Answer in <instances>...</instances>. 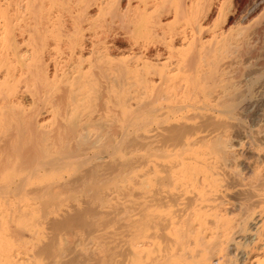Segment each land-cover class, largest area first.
I'll return each mask as SVG.
<instances>
[{"label": "bare ground", "instance_id": "obj_1", "mask_svg": "<svg viewBox=\"0 0 264 264\" xmlns=\"http://www.w3.org/2000/svg\"><path fill=\"white\" fill-rule=\"evenodd\" d=\"M22 2L35 13L31 15V26L26 24L27 27L19 28L18 24H23L22 18L16 16L14 21L13 15L8 13L12 0H0V264H85L91 258V262L95 259L100 264H108L109 258L114 260L117 250L122 251L120 264H219V260L226 258L225 252L231 249L235 229L244 228L243 223L222 222L216 216L218 220L213 224L217 232L208 235V229L198 227L196 222L203 224L210 212L216 213L217 207L211 204L214 201L209 196L217 191L212 190L210 183L218 182L214 176L231 173L229 166L237 161L241 146L233 144L229 130L237 112L246 107V95L253 93L247 88L241 90L239 85L246 77L252 76L251 80L254 77L255 82L260 78V70L255 66L257 60L263 59L242 32L238 37L235 35L244 26L233 27L229 21L220 30L215 27V17H221L227 4L237 7V0ZM16 4L19 3L16 1ZM54 11H57L55 17L52 16ZM64 15L69 17V26L64 25ZM168 18L172 23L165 27L162 20ZM239 19V24L247 22V18L239 16ZM116 22L130 34V48L126 53L116 54L113 49L109 53L100 45L107 39L106 29L114 28ZM99 29L105 31L100 32V36L87 38L91 50H81L85 44L84 32ZM15 30L18 31L16 42L19 46L12 51ZM234 35L236 45L231 47L228 38ZM156 41L164 42L167 48L160 47L153 54L155 50H151V44ZM262 52L264 54V50ZM111 87L120 90L122 106H119L123 110H119V106L114 107L115 110L109 106V99L116 91ZM131 87L137 90H129ZM115 111L117 120L125 117L137 128L147 133L155 132L136 140L140 146L136 147L142 151L136 160L145 170L140 176V185L148 189L149 180L155 179L159 186L157 192L163 196L168 194L165 195L167 200L158 202L156 208L165 205L168 211L171 206L167 204L188 199L189 194L197 192L194 204L190 205L195 212L191 211L192 218L185 220L180 229L175 226L174 219L161 216L153 221L154 225L145 221V226L138 219L132 220V226L125 234L127 239L119 249L111 247L104 256L95 253L97 249L85 247L77 253L75 246L84 242L82 239V243L77 241L81 237L80 231L85 228L91 233L94 231V224L100 219L98 217L102 219L100 214L105 211L108 198L120 195L125 190L122 183L135 171L133 161L123 156L127 149L123 152L122 149L128 137L119 129L118 124L122 121L109 122ZM258 134L262 140L264 131ZM234 171L231 181L239 182V173ZM195 181L200 184L199 188ZM109 183L112 186H108ZM70 195L75 201L69 204L66 196ZM79 195L84 197L78 200L76 196ZM21 199L32 202L23 206ZM252 206L243 202L241 209L246 211L247 219L249 210L254 209ZM196 212L200 214L196 215ZM17 221L23 224L22 228L17 226ZM166 226L168 229L174 227L176 238L171 235V240L166 235ZM94 235L91 234L89 239H100L98 234ZM236 243L234 241L232 245ZM105 246L97 248L106 253ZM17 249L33 254L22 257ZM84 260L87 261L84 263Z\"/></svg>", "mask_w": 264, "mask_h": 264}, {"label": "rangeland", "instance_id": "obj_2", "mask_svg": "<svg viewBox=\"0 0 264 264\" xmlns=\"http://www.w3.org/2000/svg\"><path fill=\"white\" fill-rule=\"evenodd\" d=\"M16 1H17V3H19V4H16ZM43 1V0H42ZM251 1V2H250ZM246 0V1H243V0H240V2H239V0H237V7L235 6V4H227L226 6H225V8L226 9H224V10H226V11H224V13H222V15H221V17L220 18H218V16L217 17H215V21H214V23H215V27L217 28V30H220L221 28H223L226 24H229V21H230V23L232 22V24L234 25L233 27H237V26H240L239 28H241L242 26H244V30L242 29V31H240L239 33H237V34H235L237 37H238V34H241V32L245 35H243L244 37H245V39L246 40H248L249 42H250V40L252 41V43H250V44H252L251 45V47H253L254 49H256L257 51H258V53L260 54V55H262V60L261 59H259V60H257V64H256V66H255V68L257 69V70H260V73H259V76H260V78H258L257 79V81H259V82H255V80H254V77H253V79L251 80V78H252V76H250V78H248V77H246L245 79H243L242 80V84H240L239 85V87H240V89L241 90H245L246 88L247 89H249L250 91H252L253 93H250V95L249 94H247L246 96V102H245V108H242L241 110H239L238 112H237V114H236V116H235V118L232 120V122L231 123H233V127L229 130V134L231 135V138H232V140H233V144L234 145H237L238 147L239 146H241V147H239V149H240V155L238 154L237 156V161H236V163H232V164H230V166H229V170H230V172L232 173V175H233V171L235 170V171H237L236 173L239 175V182H234L235 180H232L231 181V173H229V174H227V175H230V176H227L226 174L225 175H217V177L216 176H214V178H217V181L218 182H216V183H213L214 185H212L211 183H210V185H211V188H212V190H216L217 192H215V193H213V194H211L209 197L211 198V199H213V201L214 202H212L211 204H215V206L217 207L216 208V213L214 212V215H213V212H210L208 215H207V217L205 218V221H204V223L203 224H199V223H197L196 222V225H198V227H202L203 229H208V231H207V233H208V235H210V234H212V233H216L217 232V230L215 229V225L213 224V222H215V220H218V218H216L215 219V217L216 216H219L223 221L222 222H226V221H230V222H233L234 224L236 223H239V221L241 222V223H243L241 226H244V228L243 227H239V228H237V229H235V232H236V234L237 233H241V234H237V236H236V234H235V236H233V243H234V241L235 242H237L236 244H234V245H232L231 244V249H229V250H227L226 252H225V254H226V258H224V260L223 259H221V260H219L220 262H219V264H230V262H231V264H259L260 262H264V197H263V195H264V138L261 140V137L259 138V131L261 132V131H264V97H263V95H264V62L262 63V61L264 60V54H261V52L264 50V0ZM260 2V3H259ZM259 3V4H258ZM257 4V5H256ZM17 5V7H15ZM26 6V4L24 3V2H22V0H19V2H18V0H12V3H11V5L9 6V8H8V13H10V15H13V19H14V21H16V16H18L20 19L22 18V22H23V24L22 23H20V24H18L19 26V28H22V27H24V26H26V24L27 25H30V23H31V25H32V20H31V18H32V16L31 15H33L34 13H35V11L33 10V11H31L32 10V8H30V9H28L27 8V6L26 7H24V8H22L23 6ZM249 5V6H248ZM230 6V7H229ZM236 8H235V7ZM228 7V8H227ZM12 8V9H11ZM14 8V9H13ZM15 8H16V10H15ZM234 8V9H233ZM240 8V9H239ZM256 8V9H255ZM21 9V10H20ZM24 9V10H23ZM28 9V10H27ZM236 9V10H235ZM255 9V10H254ZM5 10H6V8H5ZM238 10V11H237ZM243 10V11H242ZM13 11V12H12ZM17 11V12H16ZM230 12V13H229ZM235 12V13H234ZM240 12V13H239ZM244 12V13H243ZM16 13V14H15ZM260 13V14H259ZM15 14V15H14ZM21 14V15H20ZM55 14H57V11H54L53 13H52V16L53 17H55ZM241 14V15H240ZM246 14H247V16H246ZM251 14V15H250ZM237 15H239L240 16V18L241 17H243V18H247L246 19V23L245 24H239L240 23V19H239V16H237ZM246 16V17H245ZM66 17V18H65ZM235 17V18H234ZM238 17V18H237ZM249 17H250V20H249ZM257 17V18H256ZM260 17V18H259ZM25 18V19H24ZM64 18V19H63ZM69 19V17H67V16H63L62 17V20H64L63 22L65 23H63L64 25H66V26H69V24H70V20H68ZM260 20V21H258V20ZM172 19H170V18H168V19H163L162 20V25L164 26L165 24H167V26L169 25V24H171L172 23V21H171ZM224 20H225V22H224ZM233 20H236V21H233ZM256 21V22H254V21ZM21 21V20H20ZM171 21V22H170ZM217 21V22H216ZM164 22V23H163ZM254 22V23H253ZM16 23H19V21L18 22H16ZM15 23V24H16ZM213 23V24H214ZM218 23V24H217ZM14 24V26H15V28L17 27V25H15ZM25 24V25H24ZM248 24V25H247ZM252 24V25H251ZM254 24V25H253ZM257 24V25H256ZM260 24V25H259ZM22 25V26H21ZM30 25V26H31ZM117 25V26H116ZM118 25H120V27L118 26ZM237 25V26H236ZM246 25V26H245ZM250 25V26H249ZM21 26V27H20ZM122 24L121 23H115L114 24V28H117V29H115L114 30V28H111V30L110 29H106V37H107V39H103L104 41L102 42L101 41V43H100V45L101 46H105L106 48H103V50L105 51V50H107L109 53L110 52H112V50L111 49H113V52L114 53H116V54H120V53H122V52H124V53H126L127 51H129V48H130V43H129V36H130V34H129V32L127 31V30H123L122 29ZM249 26V27H248ZM27 27V26H26ZM165 27H166V25H165ZM251 27V28H250ZM255 28V29H253V28ZM19 28H16V30H18ZM245 28H246V31L248 32H246L245 31ZM258 28H259V30H258ZM113 29V30H112ZM247 29H249V30H247ZM14 31V33L12 34V37H13V39H12V46H11V48H12V51H14L19 45H18V43L16 42V40H18V34H17V32L18 31ZM104 31H105V29H103ZM102 29H99V30H95V31H86V33L84 32V43L85 44H82V46L80 47V49L81 50H83V51H85V52H87V51H90L91 49L88 47V45H90L89 44V42L87 41V38H89V37H91V36H97L98 34H99V36L101 35L100 34V32L102 33V31H103ZM108 30V31H107ZM122 30V31H121ZM124 31V32H123ZM127 31V32H126ZM110 32H111V34H110ZM256 32V33H255ZM89 33H91V34H89ZM113 33V34H112ZM117 33V34H116ZM253 33V34H252ZM262 33V34H261ZM15 34V35H14ZM17 34V35H16ZM110 34V35H109ZM256 34H258V35H256ZM91 35V36H90ZM234 35V37L233 38H235L234 40H232L233 38H228V40H230L229 41V44H230V42H231V47H233V45L235 46L236 44V42H234V41H236L237 40V37ZM87 36V37H86ZM128 38H127V37ZM248 36V37H247ZM259 36V37H258ZM262 36V37H261ZM109 37V38H108ZM112 37V38H111ZM261 37V38H260ZM103 38V37H102ZM104 38H105V36H104ZM115 38H117V39H115ZM249 38V39H248ZM256 38V39H255ZM120 39V40H119ZM262 40V41H261ZM86 41V42H85ZM104 42H106V43H104ZM158 42V43H157ZM169 42H170V39H169ZM260 42H262V43H260ZM87 43V44H86ZM164 42H162V41H156V42H154V43H152L151 45H153V46H151V50H155L154 52H153V54H155L156 52H157V49H158V51H159V49H160V47H161V49H166L167 48V45L165 44ZM254 44H257V45H254ZM18 45V46H17ZM52 44H50V50H52V46H51ZM86 45V46H85ZM259 45V46H258ZM108 46V47H107ZM157 46V47H156ZM110 47V48H109ZM128 47V48H127ZM153 47L155 48V49H153ZM166 47V48H165ZM114 48L116 49V50H114ZM229 49V48H228ZM262 49V50H261ZM111 50V51H110ZM123 50V51H122ZM125 50V51H124ZM127 50V51H126ZM227 50V49H226ZM261 50V51H260ZM11 51V52H12ZM119 51H121V52H119ZM12 53H14V52H12ZM263 53V52H262ZM48 58H50V57H48ZM259 61V62H258ZM49 62H47V64H48ZM258 63H261V64H258ZM49 65H52V63H50ZM51 69V68H50ZM262 76V77H261ZM248 78V79H247ZM247 79V80H246ZM260 79V80H259ZM245 80V81H244ZM257 83V84H256ZM245 84V85H244ZM255 85V86H254ZM242 86H243V89H242ZM246 86H248V87H246ZM251 86V87H250ZM111 89H114V90H116L115 92L117 93V95L115 94V92H113V96L115 97H113V96H111V99H109L110 100V104H109V106H112V108H116V106H119V105H121L122 106V104H121V101H120V98H121V92H119L120 90H117L116 88H112L111 87ZM246 89V90H247ZM252 89V90H251ZM129 90H132V91H135V90H137L135 87H131ZM260 90V91H259ZM256 91V92H255ZM118 92H119V95H118ZM262 92V93H261ZM251 94H253L252 96H251ZM124 95V94H123ZM123 95H122V97H123ZM255 95V96H254ZM252 97V98H251ZM259 97V98H258ZM114 98V99H113ZM116 98L118 99V100H116ZM248 98H250L249 100H248ZM258 98V99H257ZM113 99V100H112ZM252 99V100H251ZM248 100V101H247ZM256 100V101H255ZM112 101V102H111ZM254 101H255V103H254ZM114 103H116V104H114ZM131 103H132V105H134L135 104V101H131ZM244 103V102H243ZM247 103V104H246ZM249 103V104H248ZM115 108H114V110H115ZM119 110H121L123 107H117ZM116 108V109H117ZM133 108H135V106L133 107ZM123 110V109H122ZM241 112H242V114H241ZM245 112V113H244ZM247 112V113H246ZM116 113V111L115 112H112V114H111V116H110V119H109V122L111 123V124H114V123H120V120L122 121L121 122V124H118L120 127H119V129L120 130H122L124 133H126L127 134V137H128V141H126V144H125V146H123V149H122V152L124 151V150H129V151H127L126 150V153L124 152L123 153V156H124V158L126 159V160H129V161H133V163H134V169L133 170H135V171H132V173L129 175V179H126L127 181H125L124 183H122V186H124V188H125V190L120 194V195H116V196H113V198L112 197H110V198H108L107 200H108V203L106 202L105 203V205H106V207H105V211L103 212V213H101L100 215H102V219H101V216L100 217H98V218H100V219H98L96 222H95V224H94V231H92V233H91V231L89 230V229H82L81 231H80V238H77V241H80L81 239L84 241H80L81 243L83 242V244H85V245H80L79 247H76L75 246V251L78 253L81 249H83L84 247V249H91V250H94V249H97V251H95V253L97 252L98 254H101L102 256H104V254H107V251L109 250V248H111V247H114L115 248V250L116 249H119L118 247L119 246H121L122 244H124V242L126 241V237H125V234H126V232L127 231H129L128 230V227L129 226H132V222L135 220V219H138V220H140L141 221V224H142V222H143V224L142 225H145L146 226V224L144 223L145 221L146 222H148V223H153V221H155V219H156V221L159 219L157 216H161L162 218H166V219H174L173 220V222H175V226L177 227L178 226V229H180V228H183L182 226L185 224L184 222H186L188 219H191L192 217H190V216H192L191 214L192 213H194L195 211L193 210V209H191L190 208V205H191V203H193L194 204V202H195V199H196V197L194 196L197 192H194L195 194H189L188 196H187V198L188 199H190L191 197V199L188 201V199H185V200H175V201H173L172 203H169V204H167V205H170L171 207H170V209L167 211L166 210V207H165V205H163L164 207V209L163 208H161V207H158V208H156L157 207V204H159L161 201H164L163 199H165V201L167 200L166 199V196L168 195V194H164V196H165V198H164V196L161 194V192L160 193H158L157 192V189H159V186H158V184H155L156 182H155V179L152 181V180H149L150 181V187L147 189V188H143V186H141L140 185V181L142 180V179H140V176L142 175V173L144 174L145 173V170H143V169H141L140 168V164H138L139 162V160L137 161L136 159L138 158L137 156H139L140 157V155L142 154V151H140V149H139V142H136V140L137 141H139V138L142 140V136L143 135H145V134H147L148 136H152L155 132H152V133H147L145 130H141V128H137V126L135 125V124H131L129 121V123L127 122V120H126V118L125 117H123V118H121L120 120H117L116 119V117H114V114ZM240 113V114H239ZM241 115V116H240ZM240 116V118H238ZM114 117V118H113ZM243 117V118H242ZM125 118V119H124ZM116 121H115V120ZM129 119V118H128ZM238 119H240V120H238ZM236 120H237V122H236ZM114 121V122H113ZM123 121H125V122H123ZM235 121V122H234ZM239 121V122H238ZM240 123V124H239ZM243 123V124H242ZM127 125L126 126V128H125V126L124 125ZM235 124H238V125H235ZM245 124V125H244ZM123 126V128H122V126ZM131 125V126H130ZM240 125V126H239ZM235 126V127H234ZM243 126V127H242ZM131 127V128H130ZM239 129H238V128ZM234 128V129H233ZM243 128H245V129H243ZM262 129V130H261ZM120 130H119V132H120ZM125 130V131H124ZM233 130H235L234 132H233ZM248 130V131H247ZM138 131L140 132V133H138ZM137 132V133H136ZM145 132V133H144ZM235 133V134H234ZM257 134V135H256ZM117 134H115V136H116ZM131 136V138L132 139H130V136ZM115 136H114V138H115ZM126 136V135H125ZM125 136H124V138H125ZM139 136V137H138ZM141 136V137H140ZM243 136V137H242ZM127 137L125 138V139H127ZM256 139H255V138ZM119 138V136H116V139H118ZM138 138V139H137ZM257 138H258V141H257ZM135 140V141H134ZM140 140V141H141ZM253 140V141H252ZM133 141V142H132ZM259 142V143H258ZM263 142V143H262ZM131 143V144H130ZM138 143V144H137ZM253 143V144H252ZM256 143V144H255ZM126 145H128V148H127V146ZM252 145V146H251ZM256 145H257V147H256ZM132 146H134V147H132ZM136 146H139V147H136ZM125 147V148H124ZM132 148V149H131ZM250 148V149H249ZM138 149H139V151H138ZM255 149V150H254ZM133 152H132V151ZM131 152V153H130ZM243 152V153H242ZM250 152V153H249ZM256 154H255V153ZM258 152V153H257ZM241 153H242V155H243V157H240V156H242L241 155ZM254 153V154H253ZM126 154V155H125ZM133 154V155H132ZM259 154V155H258ZM254 155V156H253ZM135 157V158H134ZM250 157V158H249ZM263 157V158H262ZM132 158H134V159H132ZM159 160H161V158H158ZM261 159V160H260ZM252 160V161H251ZM134 161H137V163L135 164V162ZM244 163H243V162ZM252 162V163H251ZM245 163L247 164V165H245ZM236 164V165H235ZM240 165V166H239ZM135 166H138V167H135ZM236 166H237V170L235 169L236 168ZM235 167V168H234ZM239 167V168H238ZM247 167H249V169L247 168ZM245 168H247V169H245ZM204 170V169H203ZM233 170V171H232ZM243 170V171H242ZM263 170V171H262ZM234 171V172H235ZM257 171V172H256ZM242 172V173H241ZM251 172V173H250ZM252 175V177H251V175ZM258 173V174H257ZM256 174V175H255ZM139 175V176H138ZM261 175V176H260ZM225 176V177H224ZM241 176V177H240ZM246 176V177H245ZM258 176V177H257ZM263 176V177H262ZM132 177V178H131ZM135 177V178H134ZM138 177V178H137ZM221 177V178H220ZM254 177V178H253ZM225 178V179H224ZM242 179V181L243 182H241V179ZM138 179V180H137ZM211 179V178H210ZM209 179V180H210ZM224 179V180H223ZM227 179V180H226ZM245 181H244V180ZM258 179V180H257ZM260 179V180H259ZM226 180V181H225ZM251 181V183H250V181ZM254 180V181H253ZM263 181V182H262ZM110 182V181H109ZM132 182V183H131ZM196 182V181H195ZM194 182V183H195ZM229 182H230V184H229ZM262 184H261V183ZM110 183H112V182H110ZM109 183V185L108 186H112V184H110ZM137 185H136V184ZM152 183V184H151ZM226 183V184H225ZM242 183V184H241ZM153 184H154V186H153ZM196 185L195 186H200V184L198 183V182H196L195 183ZM248 184V185H247ZM253 186H256V187H253ZM237 185V186H236ZM252 186V187H250V186ZM257 185H260V186H257ZM263 185V186H262ZM126 186V187H125ZM140 186V187H139ZM156 186V187H155ZM215 186V187H214ZM222 187V188H220V187ZM227 186V187H226ZM248 187H250V188H248ZM262 187V188H261ZM127 188V189H126ZM131 188V189H130ZM199 188V187H198ZM210 188V189H211ZM217 188V189H216ZM258 188V189H257ZM259 188H260V190H259ZM144 189V190H143ZM156 189V190H155ZM257 189V191H254V190H256ZM261 189H263V190H261ZM128 190V191H127ZM151 190V191H150ZM153 190H155V193L153 192ZM249 193L250 192V190H251V192H250V194H248L246 191ZM244 191V192H243ZM263 191V192H262ZM136 192V193H135ZM143 192V193H142ZM255 192V193H254ZM257 192V193H256ZM125 193H127V194H125ZM157 194V195H156ZM256 194V195H255ZM146 195V196H145ZM155 197H154V196ZM246 195V196H245ZM251 195L253 196V197H251ZM83 195H81V197H80V195L79 196H76L77 198L76 199H78L79 200V198L80 199H82L83 197H82ZM150 196V197H149ZM159 196V197H158ZM191 196V197H190ZM194 196V197H193ZM249 196H250V199L248 200V198H249ZM259 196H261V197H259ZM72 197L71 195L70 196H66V199L68 200H66V202L67 203H69V202H74L75 201V197H73V198H71V200H70V198ZM118 197V198H117ZM162 199H161V198ZM214 197V198H213ZM143 198V199H142ZM158 200H157V199ZM210 198H208V199H210ZM255 198V199H254ZM257 198H259V199H257ZM113 199V200H112ZM141 199V200H140ZM160 199V200H159ZM216 199V200H215ZM106 200V201H107ZM132 200V201H131ZM143 200V201H142ZM151 200V201H150ZM148 201H150V202H148ZM191 201V202H190ZM248 201V202H247ZM256 201V202H255ZM258 201H260V202H258ZM20 202H21V205H23V206H25V205H27L29 202H32V200H30V199H21L20 200ZM141 202V203H140ZM157 202V203H156ZM159 202V203H158ZM181 202V203H180ZM185 202V203H184ZM189 204H188V203ZM219 202V203H218ZM225 202V203H224ZM240 202V203H239ZM242 202V203H241ZM243 202L245 203V204H248V205H250V206H252V205H254V204H256V206H255V208L252 206L251 208H254V209H250L249 211V214H248V219H250V220H248L247 218H246V216H245V214H246V211H245V213L243 212L244 210H242L243 208H242V205H243ZM175 203V204H174ZM249 203H251V204H249ZM70 204V203H69ZM115 204H116V207H114L115 206ZM133 204V205H132ZM135 204H137V205H135ZM181 204V205H180ZM183 204V205H182ZM220 204V205H219ZM263 204V205H262ZM146 205H148V206H146ZM154 205V206H153ZM180 205V206H179ZM113 208H112V207ZM133 206V207H132ZM152 206V207H151ZM188 206V207H187ZM262 206V207H261ZM129 207V208H128ZM135 207H137V208H135ZM221 207V208H220ZM109 208V209H108ZM116 208H118V210L116 209ZM178 208V209H177ZM179 208H181V209H179ZM242 208V209H241ZM260 208H262V209H260ZM112 209V210H111ZM116 209V210H115ZM124 209V210H123ZM128 209V210H127ZM183 209V210H182ZM185 209H186V211H185ZM191 209V210H190ZM110 210V211H109ZM115 210V211H114ZM122 210V211H121ZM140 210V211H139ZM158 210V211H157ZM177 212H176V211ZM180 210V211H179ZM102 211H103V209H102ZM117 211V212H116ZM128 211V212H127ZM146 212V213H144V212ZM185 211V212H184ZM191 211H192V213H191ZM194 211V212H193ZM106 212V213H105ZM113 212V213H112ZM119 212V213H118ZM165 212V213H164ZM175 212V213H174ZM179 212V213H178ZM110 213H111V215H110ZM116 213V214H115ZM118 213V214H117ZM120 213H121V215H120ZM142 213H143V215H142ZM164 213V214H163ZM183 215H182V214ZM187 213V214H186ZM191 213V214H190ZM224 213V214H223ZM124 214H126L127 215V217H126V215H124ZM130 214H132V215H130ZM154 214H155V216H156V218H155V216H154ZM172 214V215H171ZM174 214V215H173ZM175 214H176V216H175ZM178 214V215H177ZM186 214V215H185ZM196 215H198V214H200V213H195ZM212 214V215H211ZM253 214V215H252ZM109 215V216H108ZM115 215V216H114ZM149 215H151V216H149ZM210 215V216H209ZM223 215H224V217H223ZM251 215V216H250ZM119 216V217H118ZM121 216V217H120ZM126 217V220H125V217ZM171 216V217H170ZM186 216H188V217H186ZM106 217V218H105ZM110 217H111V219H110ZM123 217H124V219H123ZM142 217V218H141ZM190 217V218H189ZM246 218V220L243 222L242 220H244L245 218ZM119 218V219H118ZM122 218V219H121ZM130 218H131V220H130ZM144 218V219H143ZM151 218V219H150ZM153 218H154V220H153ZM185 218V219H184ZM129 219V220H128ZM231 219H233V220H231ZM253 219V220H252ZM116 220V221H115ZM133 220V221H132ZM184 220V221H183ZM186 220V221H185ZM237 220V221H236ZM106 223V225H104L105 223ZM132 221V222H131ZM155 221V222H156ZM18 222V221H17ZM16 222V223H17ZM101 222V223H100ZM129 222H130V224H129ZM180 222H183L182 224L180 223ZM247 222H249V224H247ZM19 223V222H18ZM17 223V224H18ZM119 223V224H118ZM151 223V224H152ZM181 225H180V224ZM212 223V224H211ZM246 223V224H245ZM100 224V225H99ZM103 224V225H102ZM126 225L125 227H124V225ZM141 224H138V226L139 225H141ZM150 224V225H151ZM188 224H190V223H188ZM188 224H186V225H188ZM118 225V226H117ZM123 225V226H122ZM153 225H154V223H153ZM180 225V226H179ZM185 225V226H186ZM214 225V226H213ZM19 228H22L23 227V224H21V223H19L18 225H17ZM22 226V227H21ZM99 226V227H98ZM101 226H102V228H101ZM104 226V227H103ZM121 226V227H120ZM98 227V228H97ZM167 227V226H166ZM96 228V229H95ZM118 228V229H117ZM172 229V231H171V233L169 232V229ZM169 229H168V227L165 229L166 231H164L165 233H167L166 235H169V237H170V239H171V237L172 236H174L173 235V233L175 232H173V230H175L174 229V227L172 226V227H170ZM98 229V230H97ZM102 229V230H101ZM114 229V230H113ZM129 229H130V227H129ZM177 229V230H178ZM239 229V230H238ZM241 229V230H240ZM243 229H245V230H243ZM84 230V231H83ZM87 230L89 231V232H87ZM99 230H101V232L99 231ZM106 230V231H105ZM176 230V231H177ZM112 232V233H110V232ZM252 231V232H251ZM259 231V232H258ZM92 235H94V234H98L97 236L100 238V239H98L97 241H96V239H94L93 241L92 240H90L89 238H90V236H91V234ZM104 233V234H103ZM169 233V234H168ZM120 234V235H119ZM86 235V236H85ZM104 235H107V236H104ZM163 235H164V233H163ZM172 235V236H171ZM95 236V235H94ZM102 238H101V237ZM109 236V237H108ZM262 236V237H261ZM85 237V238H84ZM108 237V238H107ZM112 237V238H111ZM124 237V238H123ZM169 237H165V238H169ZM175 238H176V236H174ZM173 237V238H174ZM115 238V239H114ZM174 238V239H175ZM79 239V240H78ZM112 239V240H111ZM90 240V241H89ZM172 240V239H171ZM104 241V242H103ZM109 243H108V242ZM112 241H113V243H112ZM120 241V242H119ZM101 242V243H100ZM108 244H107V243ZM165 242H166V240H165ZM104 243H105V245H104ZM116 243H117V245H116ZM161 243H162V245H165V244H167V243H165L164 244V242H162L161 241ZM239 243V244H238ZM114 244V245H113ZM120 244V245H119ZM241 244V245H240ZM99 245H103V246H105L104 247V249L106 248V253L103 251V249L101 248V250H100V248H97ZM161 245V246H162ZM235 245H237V246H235ZM165 246H167V245H165ZM240 246V247H239ZM88 247V248H87ZM164 247V246H163ZM162 247V248H163ZM238 247V248H237ZM77 248V249H76ZM113 248V249H114ZM165 248V247H164ZM240 248V249H239ZM112 249V248H111ZM115 250H113L114 252H115ZM120 250H122L121 248H120ZM21 251V252H20ZM100 251H101V253H100ZM119 250H117L116 251V253H114L115 255V258H114V260H113V258H112V260H110L111 258H109V261H107L108 262V264H120L119 263V261L122 259V257L120 256L121 255V253H122V251L120 252H118ZM17 252H18V254L20 253L21 254V256L22 257H29V256H25L26 254H28V255H31L30 253H32L33 254V252L32 251H25V250H23V249H17ZM27 252V253H26ZM29 252V253H28ZM74 252V251H73ZM118 252V253H117ZM18 254H16V255H18ZM19 254V255H20ZM120 254V255H119ZM31 257V256H30ZM90 258H88V260H89ZM92 259V258H91ZM91 259L88 261V262H86L85 260L83 261L85 264H97V263H99L100 264V262L99 261H97V260H92V262H91ZM97 259H99V257H97ZM226 259V260H225ZM111 261H113V263L111 262ZM115 261V262H114ZM118 261V262H117ZM217 260H215L214 259V262L215 263H217L216 262ZM227 262V263H226ZM82 264V263H81ZM189 264H192L191 262L189 263ZM214 264V263H213ZM218 264V263H217Z\"/></svg>", "mask_w": 264, "mask_h": 264}]
</instances>
